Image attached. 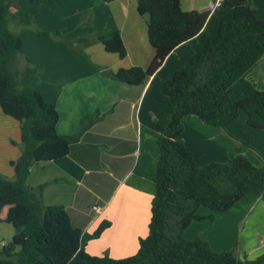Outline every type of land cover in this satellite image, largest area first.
Masks as SVG:
<instances>
[{"label":"trees","instance_id":"1","mask_svg":"<svg viewBox=\"0 0 264 264\" xmlns=\"http://www.w3.org/2000/svg\"><path fill=\"white\" fill-rule=\"evenodd\" d=\"M22 0H0V108L18 121L19 156L9 162L13 176L0 173V213L7 207L4 221L13 234L0 247V264H258L264 254L242 260L233 251H214L200 237L185 239L184 230L192 221L212 220L251 193L264 201V156L251 146V139L238 141L236 154L225 162L211 161L197 166L191 150L179 138L182 118L194 115L202 122L222 129L240 112L246 123L264 130V90L247 78L264 56V20L258 18L247 0H220L222 14L218 29L186 64L163 83L169 113L155 120L159 131V158L152 179L148 234L139 238L138 250L130 256L112 258L90 255L86 241L97 238L109 226L100 222L87 234L72 224L62 205H44L41 187L26 185L32 164L57 160L68 154L72 141L100 116L85 115L76 135L58 134V111L53 102L26 83L36 65L24 56L20 32L54 38L71 46L63 33L45 27L38 20L41 3L16 15L11 7L22 9ZM34 1V0H32ZM139 14H147V35L155 56L147 68L135 65L110 75L129 85L144 83L165 58L182 43L195 37L206 23L210 9L181 8L180 0H136ZM93 39L107 52L120 58L126 48L120 31L97 32ZM15 143L14 141H12ZM254 150L261 165L244 154ZM200 207L209 210L201 213ZM3 220L0 218V224Z\"/></svg>","mask_w":264,"mask_h":264},{"label":"crops","instance_id":"2","mask_svg":"<svg viewBox=\"0 0 264 264\" xmlns=\"http://www.w3.org/2000/svg\"><path fill=\"white\" fill-rule=\"evenodd\" d=\"M219 1L180 0L183 10L210 9V15L195 37L173 50L139 85L110 75L135 65L147 68L155 56L147 35L148 15L138 13L136 0H52L42 6L38 20L45 27L60 30L71 46L56 37L20 32L24 56L36 65L26 83L55 104L57 133L76 135L85 115L100 116L71 142L66 156L32 164L25 182L29 188L41 187L44 205L64 206L72 224L87 234L101 221H109L97 238L86 241L85 250L90 255H133L139 238L148 234L151 182L160 152L154 121L169 113L163 83L215 36L222 14ZM247 1L264 20V0ZM21 3V10L11 7L16 15L30 11L41 0ZM115 29L126 48L123 58L107 52L93 39L97 32L107 34ZM247 78L264 90V56ZM246 118L241 112L222 129L185 115L179 138L191 150L197 166L225 162L236 154L237 142L247 139L264 156V130L250 127ZM19 141L18 121L0 108V173L8 177L13 176L9 162L20 154ZM244 154L254 165H261L254 150L246 149ZM94 205L100 212L92 209ZM199 211L209 212L205 207ZM6 212L4 207L0 213V238L7 234L8 242L13 227L4 221ZM183 236L188 240L200 237L214 251H233L242 260L255 259L264 254V201L249 193L229 209L216 212L212 220L192 221Z\"/></svg>","mask_w":264,"mask_h":264},{"label":"built area","instance_id":"3","mask_svg":"<svg viewBox=\"0 0 264 264\" xmlns=\"http://www.w3.org/2000/svg\"><path fill=\"white\" fill-rule=\"evenodd\" d=\"M92 209L97 213V212H100V208H99V206H96V205H94L93 207H92ZM6 244V242H4V240H0V247H2V246H4Z\"/></svg>","mask_w":264,"mask_h":264},{"label":"rangeland","instance_id":"4","mask_svg":"<svg viewBox=\"0 0 264 264\" xmlns=\"http://www.w3.org/2000/svg\"><path fill=\"white\" fill-rule=\"evenodd\" d=\"M241 113V112H240ZM8 228V227H7ZM8 231V229H4V232H7ZM7 239H8V237H7V234L6 235H4L3 236V240H4V242H7ZM11 239V238H10ZM0 240H1V238H0Z\"/></svg>","mask_w":264,"mask_h":264}]
</instances>
